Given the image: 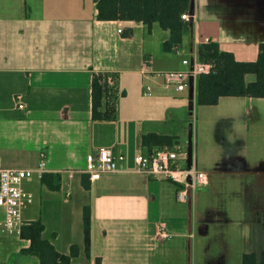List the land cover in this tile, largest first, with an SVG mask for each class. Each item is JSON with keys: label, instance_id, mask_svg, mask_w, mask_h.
I'll return each mask as SVG.
<instances>
[{"label": "crops", "instance_id": "obj_1", "mask_svg": "<svg viewBox=\"0 0 264 264\" xmlns=\"http://www.w3.org/2000/svg\"><path fill=\"white\" fill-rule=\"evenodd\" d=\"M254 10L244 0H194V18L181 56L174 49H164L170 31L158 22L149 28L131 19H99L97 0H0V157L7 167H35L44 151L50 169L46 181L33 176L23 182L33 194V200L22 205L23 220L42 219L44 237L61 252L69 253L72 244H77L80 253L75 261L82 264H96L97 258L101 264H178L174 252L183 263L189 252L184 241L196 234L199 246L213 234V221L226 215L222 208V216H217L216 210L213 215L206 205L201 206L208 195L205 189L216 174L224 187L229 182L222 175L231 174L242 177L236 181L241 196L233 203L247 221L244 230L262 236L264 97L222 96L217 104L207 105L211 109H197L193 143L194 134L197 141L212 137L229 150L221 149L216 157L199 162L210 169L199 167L194 158L209 176L194 190L191 220L179 208L178 202L184 201L177 199L178 183L133 170L137 151H145L144 132L180 137L179 130L167 126L169 119L162 109L146 107L140 92L144 81L155 82L160 71L185 68L182 58L190 56L205 37L234 52L239 60H255L259 42L264 40V22ZM199 14L206 17L207 28L198 25ZM102 72L113 74L117 87L111 99L116 105L111 119H97L92 113V81L95 73ZM254 77L248 74L246 80ZM165 84L175 92L188 91L197 103V80L193 91L190 85L177 90ZM130 85L132 101H120L119 94ZM153 86H144V93L156 89ZM180 102L174 110L185 109L182 96ZM175 145L185 150L181 143ZM101 147L123 151L126 170L103 173L94 180L85 173L70 178L57 172L84 167L86 155ZM179 165L187 166V157L180 156ZM168 181L176 185L174 191ZM86 205L91 207L89 256L84 250ZM168 207L172 208L168 214H178L167 217ZM161 220L170 232L163 240L156 237ZM202 223L208 224L206 235L199 234ZM262 242L252 243L243 252L263 251L264 237ZM29 245L30 240L19 232L0 233V264H40L36 255L25 251ZM242 255L237 256L239 264ZM201 260L199 250L194 261Z\"/></svg>", "mask_w": 264, "mask_h": 264}, {"label": "trees", "instance_id": "obj_2", "mask_svg": "<svg viewBox=\"0 0 264 264\" xmlns=\"http://www.w3.org/2000/svg\"><path fill=\"white\" fill-rule=\"evenodd\" d=\"M191 0H97L99 19H131L144 22L151 28L158 22L170 31L164 40L165 50H173L183 45L185 35L190 31V21L182 13L190 11ZM197 56L212 64L210 72L200 73L197 77V103L217 104L222 96L264 97V40L259 42L255 60H239L234 52L220 48L217 41H202L196 44ZM248 74H254L251 81ZM111 73H95L92 81V113L97 119H111L115 116L116 105L113 97L117 87L108 81ZM113 99V100H111ZM104 107V108H103ZM178 142L177 136L170 133L147 131L142 135V145L148 154L159 148H172ZM42 179L46 181L44 174ZM89 186L88 183H85ZM56 187L57 185H50ZM84 250L87 256L91 251V207H84L83 217ZM45 224L42 219L24 220L20 236L28 238L30 245L26 252L36 255L40 264H82L75 261L80 247L72 244L69 253L61 252L55 244L43 235ZM96 264H101L97 258ZM242 264H264L256 251L244 252Z\"/></svg>", "mask_w": 264, "mask_h": 264}, {"label": "built area", "instance_id": "obj_3", "mask_svg": "<svg viewBox=\"0 0 264 264\" xmlns=\"http://www.w3.org/2000/svg\"><path fill=\"white\" fill-rule=\"evenodd\" d=\"M182 17L191 20L190 11L182 13ZM120 32L122 27L118 29ZM204 41H210L205 37ZM177 54H182L181 47L174 48ZM185 68L168 69L160 71L159 75L165 83L174 85L177 90H183L190 85L193 80L194 85L200 73L210 72L212 64L201 60L194 52L182 58ZM108 81L114 83L112 75L108 76ZM22 106L23 104L20 103ZM39 163L35 167H7L3 165L0 157V208L3 214L0 216V233H18L23 223L22 205L25 201L31 202L33 194L27 191L23 182L33 176L42 178L50 169L47 165L46 154L41 153ZM179 151L173 148H159L154 153L148 154L143 149L137 151L135 155V165L133 170L145 173L153 178L165 177L179 184L176 196L180 201H188L190 191L194 197V190L200 183L208 181L209 173L199 169L194 161L191 166L180 167ZM126 154L123 151H116L113 147H101L95 152L86 155V163L82 168L59 169L58 173L67 174L70 178L77 173H85L90 180L99 178L103 173L126 170L124 166ZM194 199V198H193ZM170 235L167 223L163 220L157 223L156 237L165 239Z\"/></svg>", "mask_w": 264, "mask_h": 264}, {"label": "rangeland", "instance_id": "obj_4", "mask_svg": "<svg viewBox=\"0 0 264 264\" xmlns=\"http://www.w3.org/2000/svg\"><path fill=\"white\" fill-rule=\"evenodd\" d=\"M202 14V13H201ZM201 14L197 15V22L198 25H201V28H207L208 27V21L206 17L202 16ZM204 14H206L204 12ZM191 29V28H190ZM205 39V38H204ZM212 40V39H211ZM175 54V50H173ZM181 55L182 54H177ZM254 75V74H250ZM149 79V78H148ZM144 81V84L142 86L141 96L146 98L145 104L146 107L149 109H162L163 112L168 116L169 124L167 126L173 127L176 130H179L178 133L180 134V137L178 138V142L181 143L184 146V151L180 149V146H173V149H177L179 151V155L183 156L185 159L187 157L186 150H187V142H188V131H189V125L190 123L193 124L194 130H195V124L196 119L199 111L197 109H211L209 106H205L202 104L194 103V100L189 97L188 91L185 92H175L174 87H167L165 84V80L162 76H158L156 78L155 82H152V80ZM151 84L156 89H151L150 92L147 94L144 93V86L147 84ZM184 98V102L186 104L185 109L183 110H174L173 106L180 105V97ZM120 101H124L125 103L128 101H132V86L130 85L127 87L126 90H123L121 94H119ZM174 116L171 117V114ZM200 114V113H199ZM215 146L217 147L216 150H214ZM229 150L228 145L226 147H220L219 144H217V141L211 137V140H196V136L194 134V143H193V153L194 158L197 159L198 163L202 162L203 158H211L216 157L218 155L219 150ZM182 151V153H181ZM213 161V160H212ZM213 165V163H212ZM199 167L201 168H208L210 167L203 166L199 163ZM211 172V171H210ZM215 175V174H214ZM222 176L224 177V180L228 178V182L224 185V187L221 185V182H217V174L214 176L215 181L211 183L209 187L205 189V192H207V198L205 202L201 206H207V210H216V214L221 215L222 213L219 212V208H222L224 211L226 210V215L222 216L221 219L218 221H213L211 225L212 235L210 238L204 242H202L199 246L195 244L196 234L192 236V240H189L188 238L184 241L185 246L189 248L190 245V254L189 252L186 253L185 261L181 263L180 257L177 255L176 252L173 253L174 256H176V261L178 264H239V260L237 259V256H241L246 250V248H250L252 243H257L258 245L263 243L262 238L264 237V234L262 236L255 235L253 230L245 231V226L247 221L242 218V212L237 209L238 205L236 203H233V199H236L237 197L241 196V188H238L236 185V181H241L240 176L231 175V174H225ZM232 177V178H229ZM231 181V182H230ZM171 182H166L167 185H171L173 187V191L175 189V184ZM174 195V192H173ZM172 195V196H173ZM175 201V200H174ZM195 199H193L194 203ZM198 201V200H197ZM225 201L226 204L223 202ZM208 202V203H207ZM179 208L181 211L186 215V218L189 216L190 220L193 218V204L191 206V211H189V204L187 201L184 202H178ZM207 203V204H206ZM177 204H175L176 206ZM228 208H231L228 210ZM172 208L168 207L167 211L165 212L166 216L168 217L170 214L175 215L178 214L176 212L167 213L171 211ZM214 210V211H213ZM239 210V211H238ZM191 213V215H190ZM227 217H232V219H227ZM218 218V217H217ZM261 218H264V214ZM189 220V222H190ZM264 223V222H263ZM190 224V223H189ZM238 231H242L243 234L240 236H237L235 233H238ZM245 231V232H244ZM174 236V235H173ZM176 237V236H174ZM194 237V238H193ZM171 239V238H170ZM194 239V240H193ZM204 239V238H203ZM261 239V241H260ZM205 240V239H204ZM259 240V241H258ZM197 246V247H196ZM195 251V255L194 252ZM199 250L200 254L202 255L201 261H194V258H198L199 256ZM213 251V252H212ZM264 251V250H263ZM263 251L259 252V258L262 257ZM180 256H182L179 253ZM194 256V258H193ZM196 260V259H195Z\"/></svg>", "mask_w": 264, "mask_h": 264}, {"label": "water", "instance_id": "obj_5", "mask_svg": "<svg viewBox=\"0 0 264 264\" xmlns=\"http://www.w3.org/2000/svg\"><path fill=\"white\" fill-rule=\"evenodd\" d=\"M246 3L250 4L255 10L254 14L256 16L262 17L263 22H264V0H244ZM194 0H191V5H190V14H191V21H193L194 18ZM192 23H190L191 25ZM190 87L191 91L194 90V82L191 80L190 82ZM187 166H191L192 161H193V124L190 123L189 125V131H188V143H187ZM188 203L189 207L191 209L192 203H193V196L190 191L189 198H188ZM191 215V213H190ZM199 234L201 235H206L208 233V224L207 223H202L198 227ZM190 245L189 244V254H190Z\"/></svg>", "mask_w": 264, "mask_h": 264}, {"label": "flooded vegetation", "instance_id": "obj_6", "mask_svg": "<svg viewBox=\"0 0 264 264\" xmlns=\"http://www.w3.org/2000/svg\"><path fill=\"white\" fill-rule=\"evenodd\" d=\"M211 214H213V215H214V213H213V212H211Z\"/></svg>", "mask_w": 264, "mask_h": 264}]
</instances>
